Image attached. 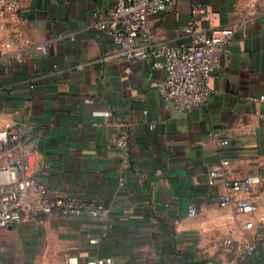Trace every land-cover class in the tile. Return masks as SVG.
I'll return each instance as SVG.
<instances>
[{"label":"crops","instance_id":"obj_1","mask_svg":"<svg viewBox=\"0 0 264 264\" xmlns=\"http://www.w3.org/2000/svg\"><path fill=\"white\" fill-rule=\"evenodd\" d=\"M112 1L19 0L21 11L0 19V128L12 118L31 124L51 162L44 179L53 193L101 199L105 209L102 218L60 215L0 229V264H59L69 255L81 264L92 257H112L114 264H264V102L250 99L264 94V0H199L197 30H237L207 101L190 113L161 98L156 85L164 74L150 60L108 56L112 40L94 28L92 13ZM192 2L177 0L151 18L156 42L188 40ZM14 30L35 43L19 61L7 42ZM100 111L109 115L94 114ZM121 124L127 157L106 149ZM215 127L231 131L222 154L208 134ZM222 155L231 177L260 174L254 214L217 204L222 189L206 180ZM189 204L194 217L186 214ZM229 234L254 240L255 254L239 258L221 247Z\"/></svg>","mask_w":264,"mask_h":264},{"label":"built area","instance_id":"obj_2","mask_svg":"<svg viewBox=\"0 0 264 264\" xmlns=\"http://www.w3.org/2000/svg\"><path fill=\"white\" fill-rule=\"evenodd\" d=\"M176 1L113 0L106 10H95L92 16L94 28L112 40L109 57L131 62L150 60L152 66L164 74L156 85L161 98L172 102L176 111L190 113L207 101L211 93L209 81L215 70L228 61L237 29L226 26L197 30L194 17L203 9L199 0H193V15L184 28L188 40L172 45L156 42L150 20L162 15ZM19 11V0H0V19L17 15ZM238 31L241 36H246V24L238 27ZM7 42L14 48L15 61L21 60L23 51L35 45L31 37L21 30L10 32ZM38 46L41 52L47 51L45 43ZM250 99L252 102H264V94ZM94 114L108 116L109 112ZM153 126V123H148L149 128ZM208 134L222 154L230 144L231 131L215 127ZM41 145L32 125L22 119L12 118L0 128V229L25 223L39 224L55 215L104 217L101 199L85 200L70 194L59 196L53 193L44 179L51 162L45 157V147ZM106 149H117L124 157L129 155L126 124H121L120 129L110 135ZM229 166L228 158L222 155L208 169L207 185L221 187L217 204L231 205L238 213L254 214L260 205L253 195L254 187L260 183V174L249 173L233 178ZM208 205L213 206L211 203ZM186 214L194 217L195 205L189 204ZM219 245L239 258H249L257 251L254 240L239 239L232 234L221 238ZM59 264H81V260L77 255H69ZM84 264H114V260L112 257H92L85 259Z\"/></svg>","mask_w":264,"mask_h":264},{"label":"rangeland","instance_id":"obj_3","mask_svg":"<svg viewBox=\"0 0 264 264\" xmlns=\"http://www.w3.org/2000/svg\"><path fill=\"white\" fill-rule=\"evenodd\" d=\"M55 216H60V215H55ZM55 216H52V217H55ZM62 216V215H61ZM6 237H8L6 235ZM28 264H55V262H52V261H45V262H37V261H33V262H27Z\"/></svg>","mask_w":264,"mask_h":264}]
</instances>
